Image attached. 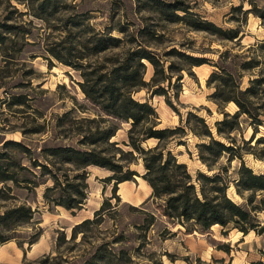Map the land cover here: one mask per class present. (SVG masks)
<instances>
[{"label":"trees","instance_id":"obj_1","mask_svg":"<svg viewBox=\"0 0 264 264\" xmlns=\"http://www.w3.org/2000/svg\"><path fill=\"white\" fill-rule=\"evenodd\" d=\"M11 1L0 0V88L8 86L7 80L15 72L10 69L11 65L25 64L18 61L28 44L26 36L30 21L22 17L31 15L46 21L64 10L60 7L62 5H58L59 0H13L23 5L24 11H19ZM149 1L150 12L161 20L183 22L191 31L206 32L219 40L233 41L239 36L238 29L222 30L196 16L181 1ZM248 2L251 8L243 14L253 10L264 25V5L259 7L255 0ZM86 13H80L77 17H84ZM80 22L68 17L64 24L77 25ZM113 30H92L89 36L78 37L67 46L64 41H59L46 49L52 58L78 73L80 81L77 85L91 104L94 115L75 117L71 116V110L62 113L56 118L54 127L64 130V126H67V130L76 136L75 141L59 143L51 140V144L40 148L37 156L21 141L2 142L0 202L11 204L0 212V245L17 240V230L34 223L35 210L25 202L18 201L15 191L30 193L44 185L43 204L61 207L74 215L87 200L89 167L110 172L111 175L103 181H113L115 187L133 180L134 176H140L147 183L151 193L141 206L148 203L155 206L153 209H136L145 215L143 225L136 228L147 230L158 215L173 225H180L186 233H206L217 225L222 228L231 226L243 235L249 231L261 234L264 226L258 221L257 213L264 211L263 199L260 198L258 204H254V199L257 194L264 195V175L255 174L245 166L241 153L243 148L236 145V134H240V118L244 117L252 133L248 140L242 139L241 142L243 147L252 149L250 143L257 133V127L264 123V41L249 46L241 54H231L225 50L219 54L217 62H212L215 70L208 76L206 85L213 88L209 98L222 114V119L214 123L218 140L205 120L197 114L189 111L182 119L171 101L177 98V94H168L173 79L178 82L182 71L191 74L193 67L209 61L175 47L156 51L153 47L161 44L163 34L151 25L137 28L127 38L111 36ZM116 31L124 35L127 30L120 26ZM147 65L151 67L152 74L145 80ZM243 73H252V76L248 78L247 85L241 87ZM140 90H146L151 96H162L165 104L179 115V126L158 128L155 109L147 100L133 98V94ZM9 98L8 104L11 105L26 102L23 95H11ZM228 103L236 107L233 114L222 110ZM66 122L78 126L71 130ZM122 123L129 125L126 141H112ZM38 132L35 129L32 133ZM188 134L202 141L196 145L198 159L210 174L198 171L192 176L186 165L179 162L168 149L172 142L184 145L181 139ZM64 136L67 135L64 133ZM148 140H154L155 144L143 146ZM254 141L255 144H264L262 137ZM254 156L263 160L264 152ZM222 157H226L229 163L233 159L239 160L240 165L232 174H228L225 166L217 165ZM139 160L143 167L140 175L130 169V165ZM48 182L50 185H47ZM231 184L238 195L244 192L248 194L244 205L235 203L226 195ZM112 208L109 200H104L92 218L83 219L72 226L69 241L73 242L79 234L80 242L85 241V232L92 227L98 228L105 211L110 212L114 210ZM36 237L31 236L28 243L33 244ZM123 239L125 237L120 233L110 241L102 240L83 255L79 264H131V256L124 249L114 247ZM63 241L66 242L64 237ZM225 252H228L226 248ZM252 264L264 263L259 261Z\"/></svg>","mask_w":264,"mask_h":264},{"label":"rangeland","instance_id":"obj_2","mask_svg":"<svg viewBox=\"0 0 264 264\" xmlns=\"http://www.w3.org/2000/svg\"><path fill=\"white\" fill-rule=\"evenodd\" d=\"M162 1H181L189 6L190 11L196 16L222 30L238 29L239 36L233 41L219 40L206 32L191 31L183 22L171 23L161 20L150 12L149 0H59L58 5H62L60 7L64 10L48 17L46 21L25 15L22 19L30 21L27 26L29 34L26 36L28 44L18 61L25 64L11 65L10 69L15 72L12 78L7 80L8 86L0 88V146L6 140L21 141L37 156L40 148L51 144V140L59 143L75 141L76 136L67 130V126H64V130L54 127L56 118L62 113L71 110V116L75 117L94 115L91 104L84 98L77 85L80 81L78 73L52 58L46 53V49L59 41H64L67 46L78 37L89 36L92 30L102 32L105 28L114 29L111 36L127 38L137 28L145 25H151L163 34L161 44L153 47L156 51H166L175 47L209 61L197 70L192 68L191 74L182 71L178 82L173 79V86L168 89V94L170 96L177 94V100L173 98L171 101L182 119L189 111L197 114L205 120L215 136L214 123L222 119V114L209 98L213 88L206 85L208 76L215 70L212 62H217L219 54L225 50L231 54H241L249 46L264 41L263 22L253 10L243 14L251 8L248 0ZM255 1L259 7L264 5L262 0ZM11 3L19 11L25 10L23 5L13 0ZM83 12H87L84 17H77ZM68 17H72L74 22H81L77 25L72 24L73 22L72 25L64 24ZM120 26L126 28V34L116 31ZM151 74L152 69L147 65L145 80H148ZM201 74H207L202 84ZM251 74L243 73L241 87L247 85ZM11 95L25 96V104H8ZM133 98L138 101L147 100L155 109L158 128L179 126V115L165 104L162 96H151L146 90H140L133 94ZM222 110L233 114L236 107L233 103H228ZM240 121L241 131L240 134H236V145L243 148L242 161L255 174L264 175V158L260 160L254 156L262 155L264 152V144H255L254 141L259 137L264 139V123L257 127V133L250 143L253 148L249 149L243 147L241 140H248L252 129L244 117H241ZM66 123L71 130L78 126ZM128 127L127 123H122L112 141L118 143L126 141ZM35 129L40 132L32 133ZM64 133L67 136H64ZM215 139H218L217 136ZM181 140L184 145L172 142L168 146L177 160L186 165L192 176L198 171L210 174L198 159L196 145L202 141L192 134ZM221 141L224 142L222 139ZM154 144V140H148L143 146ZM120 146L126 149L123 145ZM217 165L225 166L228 174H232L240 162L233 159L229 163L226 157H222ZM130 169L139 175L143 173L140 160L132 163ZM88 172L87 200L82 209L76 211L74 215L61 207L45 206L42 201L44 185L30 193L23 190L15 191L18 201L25 202L35 210L34 223L19 228L17 240L0 245V264H79L91 247L98 245L102 240L110 241L120 233L125 239L114 247L124 249L131 256V264H252L259 261L264 263V231L261 234L253 232L243 235L231 226L222 228L216 225L206 233H186L180 225H173L158 215L147 230L136 228L137 225H143L145 216L136 209H153L155 206L150 203L141 206L151 193L147 183L140 176H134L133 180L115 187L113 181H103L111 175L110 172L98 167H89ZM47 185H50V182ZM122 191L126 194L123 195ZM226 195L240 205L245 204V198L248 196L246 192L238 195L232 184ZM260 198L263 199L264 205V195L261 194L256 195L254 204H258ZM106 199L114 210L110 212L106 210L103 222L98 228L92 227L90 231L85 232V241L80 242V234L73 242L69 241L72 226L83 219L92 218L94 211L99 209ZM10 204L11 202H0V212L3 207ZM257 219L264 226V211L257 213ZM34 235L37 236L36 240L30 245L27 240ZM63 237L66 242L63 241ZM225 248L228 252H225Z\"/></svg>","mask_w":264,"mask_h":264},{"label":"bare ground","instance_id":"obj_3","mask_svg":"<svg viewBox=\"0 0 264 264\" xmlns=\"http://www.w3.org/2000/svg\"><path fill=\"white\" fill-rule=\"evenodd\" d=\"M203 66V65H202ZM200 66H197V67H193V69H195V70H197L198 68H199ZM200 70V69H199ZM202 72V71H201ZM207 72V71H206ZM201 75H203V74H201ZM207 77V74H205V75H203V76H201L200 77V82H201V84L202 83H204V79ZM120 184H122V183H120ZM119 184V185H120ZM148 187V186H147ZM123 192V191H122ZM124 194H126L125 192H123V195ZM124 197V196H123ZM125 197H126V195H125ZM214 226H216V225H214ZM214 226H212V227H214ZM238 233H241V232H238ZM249 233L251 234V233H253L252 231H249Z\"/></svg>","mask_w":264,"mask_h":264},{"label":"crops","instance_id":"obj_4","mask_svg":"<svg viewBox=\"0 0 264 264\" xmlns=\"http://www.w3.org/2000/svg\"><path fill=\"white\" fill-rule=\"evenodd\" d=\"M253 232V231H252ZM248 234H250V233H248Z\"/></svg>","mask_w":264,"mask_h":264}]
</instances>
